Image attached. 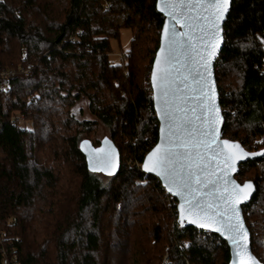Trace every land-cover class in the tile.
I'll return each instance as SVG.
<instances>
[{
	"label": "trees",
	"instance_id": "obj_1",
	"mask_svg": "<svg viewBox=\"0 0 264 264\" xmlns=\"http://www.w3.org/2000/svg\"><path fill=\"white\" fill-rule=\"evenodd\" d=\"M156 1L0 0V71H17L0 76V248L21 264H229L227 244L181 228L177 200L134 165L159 137L147 77L164 23ZM123 29L132 38L115 64ZM224 36V137L264 153L249 145L264 135V0H232ZM82 98L94 121L71 113ZM99 123L121 156L113 177L90 172L79 150L100 145ZM236 179L256 185L243 214L264 264V158Z\"/></svg>",
	"mask_w": 264,
	"mask_h": 264
},
{
	"label": "snow or ice",
	"instance_id": "obj_2",
	"mask_svg": "<svg viewBox=\"0 0 264 264\" xmlns=\"http://www.w3.org/2000/svg\"><path fill=\"white\" fill-rule=\"evenodd\" d=\"M162 3L161 11H166L182 28L189 31L188 33L177 32L173 28L169 37L167 26L164 29L165 37H169L168 51L162 59H157V64L160 66L159 75L154 72L153 87L158 86L160 89L159 100L162 107L158 111L167 123V136L163 135L165 130L162 129V144L158 145L149 155L144 168L146 171L155 172L162 177L166 181L165 186L168 191L183 200L180 205L182 225L185 220H188L189 223L196 224L198 227L211 228L221 232V235H225L232 241L237 250L239 264H257L256 259L248 252L247 245L242 246L240 244L241 240H246L247 233L239 219L238 209L232 206L233 200L239 195L236 189L241 188V186L231 182L233 185L231 190L222 189L220 187L222 178L218 177L215 181L212 180L210 177L215 176V172H206L207 165L204 164V155L210 154V160L217 162L222 160L227 168L234 170V165L231 163L234 159L232 150L239 149V145L231 144L227 140L219 141L216 135L215 118L208 114L214 110L218 111V109H216L210 88L211 81L205 77V73L210 76L208 65L211 57L215 55V48L219 46V22L223 20L224 13L228 10L229 0H162ZM192 10H197L196 17L189 15ZM193 19L201 21L199 24L201 35L198 38L193 35L194 25L191 22ZM185 36H187V41L184 40ZM185 43L195 53L192 71L196 72V77L193 79L198 87L192 91L196 94L194 99L199 111L197 107L182 108L169 99L177 46L182 47ZM164 51L162 48L161 52ZM186 79L187 77H184V80ZM157 80H159V85H157ZM181 99L185 103L187 102V98ZM189 111L193 113L191 118L187 115ZM178 113L182 114L179 119H177ZM193 120L200 121L198 127L193 124ZM189 125L193 126L189 128ZM201 148L204 150L203 153L199 151ZM179 149H184V151L180 152ZM193 152H195V156ZM240 152L243 156L249 155L243 153L242 149ZM235 158L239 159L242 156ZM92 159L96 158L93 157ZM103 160L102 167L90 162L91 170H103L111 175L112 172L109 169L114 167L111 154H106ZM185 169L187 172L184 171ZM202 177L204 178L202 179ZM224 177H227V171H224ZM229 182L230 180L223 181L224 184ZM193 184H202L204 187L212 185L209 194L214 195L216 192H220L218 200L222 202L223 206L221 203L206 202L203 199L202 190L194 188ZM250 188V184H245L241 191Z\"/></svg>",
	"mask_w": 264,
	"mask_h": 264
},
{
	"label": "water",
	"instance_id": "obj_3",
	"mask_svg": "<svg viewBox=\"0 0 264 264\" xmlns=\"http://www.w3.org/2000/svg\"><path fill=\"white\" fill-rule=\"evenodd\" d=\"M162 6H163L162 0H157L156 1V10L164 18V23H163V27H162V31H161V35H160L159 48H158L156 55H155V58H154V62L152 65V70H151V77H150V87H151V91H152V95H153L154 111L156 113V118H157L158 125H159V137H158V142L156 143V145L144 157L142 165H141V170L145 174L152 175V176H155L156 178H158L160 180L162 186L165 188L166 192L177 200V213H178L177 222L181 228H196V229L206 231V232H209L211 234L218 236L227 244V246L229 248V252H230L229 264H239V257L237 256V250L234 248L232 241L229 240L225 235H221V232L214 231L211 228L198 227L196 224L189 223L188 220H185L183 222V225L181 224L180 205L183 203V200L179 196L173 195L172 193H170L168 191V188L165 186L166 181L162 177L158 176L155 172H148L144 168L145 162L147 161L149 155L157 148L158 145L162 144V131H161L162 129L165 130L163 135L165 137L167 136V123L162 118L160 111H158V109L162 107L160 100H159L160 89L158 86L153 87V74H154V72L157 73V75H159V67L160 66L157 64V59L158 58L162 59L163 56L167 53L168 41H169V37L171 35V30L173 28L177 32L188 33V31H189L186 28H182L180 26V24L176 22V20H174L170 15H168L166 13V11H161ZM231 6H232V0H229L228 10H227V12L224 13L223 20H221L219 22L220 23V40L218 41L219 46L217 48H215V55L211 57L210 64L208 65L210 76H208V74L205 73V77L207 79H210V81H211L210 88L212 89V94H213V99L215 102L216 109H218V111L214 110L213 112L208 114L211 117L215 118L214 127L216 129V135H217L219 141L227 140L231 144L239 145V149H233L232 150L234 153V159L231 163L234 165V170L227 168L223 164L222 160L220 162H217L215 160H210V158H209L210 154L204 155V164L207 165V168L205 169L206 172H213V171L215 172V176L210 177L212 180L215 181L218 177L222 178L220 181V187L222 189L228 188L229 190H231L233 187L231 182H234L235 185L241 186V188L236 189V192L239 193V195L232 202V206L237 208L239 211V219H240V221H242L243 226H244V230L247 233L246 240H241L240 244L242 246L244 244H246L248 252L256 259L257 264H263L261 261H259V259L252 252L251 233H250L249 228L246 225V222L244 219V214H243V207L251 204V202L253 200V197L256 193V185L252 181H246L243 184H241L240 182L237 181L236 175L238 174V172L240 170V166H242L245 163L251 162V161L263 159L264 153H262V152H250V151L246 150L239 141L230 140V139H227L224 137L225 117L223 115L222 107L220 105L219 90H218L217 81H216V77H215V64H216V61L219 58V55H220L221 51L223 50V47L225 44L224 25L226 23L227 17L229 15L230 10H231ZM200 11H202V10H200ZM189 15L191 17H196L197 16V10H192L191 12H189ZM205 15H206V13H205ZM191 22L194 25L193 35H194V37L198 38L201 35V33L199 31V24L201 23V21L197 20V19H193ZM165 26H167V28L169 29V37H165V34H164ZM184 40L187 41V36L184 37ZM197 43H198V40H197ZM162 48L165 50L164 52H161ZM193 57H195V53L191 51V49L189 48L187 43H185L182 47L177 46L176 59L174 61V66L172 69V77H171L172 82L170 84L169 99L172 100L174 102V104H178V105H180V107L186 108V109H191L193 107H197V109H198V106L196 105L195 99H194L196 94L192 91L194 88L198 87V85L195 83V81L193 79L194 77H196V72L192 71V69H193ZM184 77H187V79L184 80ZM157 85H159V80H157ZM185 85H187V87H185ZM181 98H187V102L185 103L184 100ZM198 111H199V109H198ZM181 115L182 114L178 113L177 119H179V117ZM187 115L189 118H191L193 116V113L191 111H189L187 113ZM193 124L198 127L200 124V121L193 120ZM192 126L193 125H189L188 127L191 128ZM221 147H223L222 144H221ZM241 149L243 150V153H248L249 155L243 156L242 153L240 152ZM79 150L83 154V156L85 157L87 167H88V170L90 172L103 174V175L109 176V177L116 176L119 173L120 167H121V156H120V153H119L117 147L115 146V144L113 143V141L110 138L104 137L101 140L100 145H98V146H94L93 143L89 139H83L79 143ZM179 151L183 152L184 149H179ZM199 151L201 153H203L204 150L201 148ZM225 151H227V149H225ZM109 153L111 154L112 164L114 166L112 169H109L112 172L111 175H109L107 171H103V170L93 171V170H91L90 162L93 164H96L98 167H102L103 163H104L103 158L105 157L106 154H109ZM193 155L195 156V152H193ZM237 156H242V158L236 159L235 157H237ZM93 157L96 159L93 160L92 159ZM184 171L187 172V169H185ZM224 171H227V177H224ZM203 178L204 177H202V179ZM224 180H230V182L228 184H224L223 183ZM245 184H250L251 188L250 189H243L241 191V189L243 188V186ZM193 187L199 188L202 190L203 199L206 202L221 203V206H223L222 202H220L218 200L220 192H216L214 195L209 194L211 192L212 185H209L208 187H204L202 184L201 185L193 184ZM225 195H227V193H225ZM221 231H223V229H221Z\"/></svg>",
	"mask_w": 264,
	"mask_h": 264
},
{
	"label": "rangeland",
	"instance_id": "obj_4",
	"mask_svg": "<svg viewBox=\"0 0 264 264\" xmlns=\"http://www.w3.org/2000/svg\"><path fill=\"white\" fill-rule=\"evenodd\" d=\"M132 38V33L131 30L128 29H123L121 31V35H120V39L113 41L112 42V54L110 55L111 60L113 61V63L117 64L118 62H120V58H119V54L123 51L126 50L129 47V42ZM149 73V71H148ZM148 73H147V77H148ZM71 113L74 115V117L78 120H90V121H94L95 117L90 113L89 111V102L86 98H82L80 99L71 109ZM28 129H31V124L27 125ZM109 134L107 128L99 123V127L96 133V137L99 140H102L104 137H107ZM83 139V136H82ZM252 148L254 149H262L264 148V135L263 136H254L253 138H251L250 144H249ZM166 256L163 259L164 263H167V261H165ZM168 259V258H167Z\"/></svg>",
	"mask_w": 264,
	"mask_h": 264
},
{
	"label": "built area",
	"instance_id": "obj_5",
	"mask_svg": "<svg viewBox=\"0 0 264 264\" xmlns=\"http://www.w3.org/2000/svg\"><path fill=\"white\" fill-rule=\"evenodd\" d=\"M118 56H119L120 59H122L124 57V54L120 53ZM21 71H23V70H21ZM25 72L28 73L27 71H25ZM16 73H17V71L14 70V69H7V70L0 71V76L3 77V78H10V77H13L14 75H16ZM148 77H151V71L148 73ZM150 116L155 118L156 117L155 111H151L150 112ZM244 148L246 150H248L247 147H244ZM134 165L141 169V165L142 164H140L138 161L135 162ZM13 222H15V219H13ZM2 241H4V239L0 238L1 244H2ZM219 242L221 243V242H224V241L220 238ZM0 251H1L2 255H3L2 264H21L19 259H18V256L17 255H13V256L8 255V253L6 252V249H5V247L3 245L1 246ZM167 260L168 259H167V256H166L165 261H167Z\"/></svg>",
	"mask_w": 264,
	"mask_h": 264
}]
</instances>
